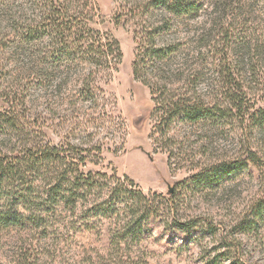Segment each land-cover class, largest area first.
I'll return each instance as SVG.
<instances>
[{"label":"rangeland","instance_id":"1","mask_svg":"<svg viewBox=\"0 0 264 264\" xmlns=\"http://www.w3.org/2000/svg\"><path fill=\"white\" fill-rule=\"evenodd\" d=\"M122 1L97 0L92 26L123 53L97 65L67 60L47 1L0 0V159L25 165L0 184V264H264V214L246 226L264 213V0H177L117 24Z\"/></svg>","mask_w":264,"mask_h":264},{"label":"trees","instance_id":"2","mask_svg":"<svg viewBox=\"0 0 264 264\" xmlns=\"http://www.w3.org/2000/svg\"><path fill=\"white\" fill-rule=\"evenodd\" d=\"M47 1V7L45 10V16L43 20L46 22V28L48 30H54V33L57 36L65 37L64 41L67 47V60L73 62L75 59H83L84 61L90 59L95 61V64H101L103 62L107 64H111L112 61H116V65L121 63L123 53L121 49V45L119 41L114 38L111 34L107 32H103L101 30L95 29L92 24L95 22L94 16L98 15L99 8L97 0H45ZM125 2L121 3L120 11L121 13L116 17V23H120L121 20H124V16L133 17V18H143V15H147L150 10L157 9L159 7L163 9H173L178 8L179 3L177 0H150L145 7L142 8V4H139L137 0H123ZM122 1V2H123ZM67 3V5H66ZM42 7V6H41ZM142 8V9H141ZM101 16V15H99ZM128 22V19L125 20ZM157 27H152L148 30L147 40L148 44L145 48V56L148 58H153L159 55L160 48H158L157 44V36L155 35ZM51 33V34H52ZM135 37H138V33L135 32ZM143 55L141 53L136 54V60L133 65V74L135 79L140 80L142 83L146 85H151L148 79L145 77V74L142 73V69L144 66L140 65L143 63L146 66V58H141ZM141 66V67H140ZM145 70V69H144ZM234 104L235 101H233ZM237 108L240 105L236 104ZM196 110L191 111L190 115H193L192 118H197L198 116L195 114ZM3 119L5 122L13 124V121H8L9 117L7 115H3ZM8 119V120H7ZM50 148V147H48ZM55 150V148L51 149ZM40 153H44L46 151H39ZM1 154V153H0ZM253 162H257L255 153H251ZM25 165L21 166L14 164H6L4 160L0 159V184L3 182L5 178H11L14 176H19L18 174L22 171ZM26 170L35 172L36 167L33 165H28ZM92 178V176H90ZM132 184H136L135 181L131 180ZM135 195H139L138 202L140 204L145 203V208L154 207V200L152 201L147 195L143 193L142 190L136 191ZM155 195V194H154ZM169 204L172 207H176L174 203L177 201L175 198H178L179 195V186H175L174 188H170L169 190ZM145 209L144 212H146ZM149 212V211H148ZM152 215V213L149 212ZM263 211L256 210L253 221H249L247 223V227L251 228L258 221L262 222L263 219ZM136 216V213L134 214ZM135 219L134 217L130 218L131 220ZM13 220L10 215L6 216L4 214H0V222L10 223ZM259 222V223H260ZM135 239V238H133Z\"/></svg>","mask_w":264,"mask_h":264},{"label":"water","instance_id":"3","mask_svg":"<svg viewBox=\"0 0 264 264\" xmlns=\"http://www.w3.org/2000/svg\"><path fill=\"white\" fill-rule=\"evenodd\" d=\"M146 118H147V113H146L144 116H141V117L135 119V122H134L135 125H136V126H141L142 121H143L144 119H146Z\"/></svg>","mask_w":264,"mask_h":264}]
</instances>
